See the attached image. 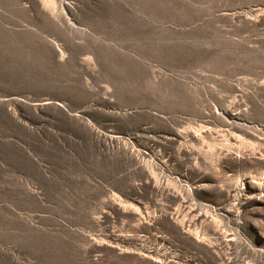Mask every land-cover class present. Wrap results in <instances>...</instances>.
I'll use <instances>...</instances> for the list:
<instances>
[{
    "label": "rangeland",
    "instance_id": "1",
    "mask_svg": "<svg viewBox=\"0 0 264 264\" xmlns=\"http://www.w3.org/2000/svg\"><path fill=\"white\" fill-rule=\"evenodd\" d=\"M0 264H264V0H0Z\"/></svg>",
    "mask_w": 264,
    "mask_h": 264
}]
</instances>
